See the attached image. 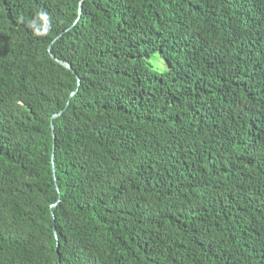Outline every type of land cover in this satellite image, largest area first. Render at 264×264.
<instances>
[{"label": "trees", "instance_id": "1", "mask_svg": "<svg viewBox=\"0 0 264 264\" xmlns=\"http://www.w3.org/2000/svg\"><path fill=\"white\" fill-rule=\"evenodd\" d=\"M0 264H264V0H0Z\"/></svg>", "mask_w": 264, "mask_h": 264}, {"label": "water", "instance_id": "2", "mask_svg": "<svg viewBox=\"0 0 264 264\" xmlns=\"http://www.w3.org/2000/svg\"><path fill=\"white\" fill-rule=\"evenodd\" d=\"M52 57H54V55H52ZM55 58V57H54ZM57 59V58H56ZM58 60V59H57ZM61 64H63L64 66L68 67V68H71V65L68 64L67 62H64V61H61V60H58ZM57 115V114H56ZM52 126V125H51ZM52 129H53V126H52Z\"/></svg>", "mask_w": 264, "mask_h": 264}]
</instances>
